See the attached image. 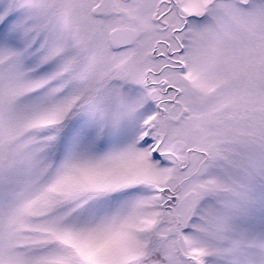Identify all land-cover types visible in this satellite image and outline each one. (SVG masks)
I'll list each match as a JSON object with an SVG mask.
<instances>
[{
	"label": "snow or ice",
	"instance_id": "snow-or-ice-1",
	"mask_svg": "<svg viewBox=\"0 0 264 264\" xmlns=\"http://www.w3.org/2000/svg\"><path fill=\"white\" fill-rule=\"evenodd\" d=\"M0 264H264V0H0Z\"/></svg>",
	"mask_w": 264,
	"mask_h": 264
}]
</instances>
